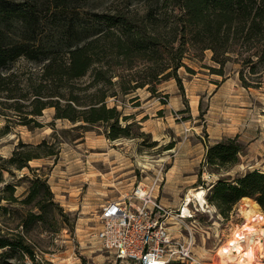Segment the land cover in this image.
<instances>
[{
    "label": "rangeland",
    "instance_id": "rangeland-1",
    "mask_svg": "<svg viewBox=\"0 0 264 264\" xmlns=\"http://www.w3.org/2000/svg\"><path fill=\"white\" fill-rule=\"evenodd\" d=\"M82 10L92 18L95 37L109 35L110 27L97 20V14H124L140 28L149 24L150 15L156 28L168 38L175 36L174 28L181 27V9L176 0H88ZM102 45L108 47L109 40L102 39ZM110 57L104 58L105 65ZM212 57L210 49L204 53L192 51L185 58L192 70L186 66L178 70L182 84L170 77L157 84L156 92L151 91V84L128 94L119 90L120 81L129 85L140 81L147 63L133 69L113 66L109 73L118 75L113 78L114 84L108 83L104 88L108 92L119 90V94L108 97V105H117L123 117L131 115L129 120L122 117L123 125L133 123V135L116 140L108 137L107 124L77 126L81 122L57 118L55 107L44 109L42 115L36 116L37 122L25 124L26 112L21 114L11 105L16 99L0 96V158H10L18 149L41 155L29 163L48 180L55 194L56 204L45 202V219L30 234L41 264H135L122 263L96 239L102 226L100 211L108 200L130 193L139 183L151 185L158 176L161 182L157 195L175 210L191 191L205 189L207 202L203 205L193 197L191 206L196 203L199 210L194 219L187 221L195 235L194 251L211 264L231 261L219 251L223 252L237 230L252 220L244 211L248 199H241L225 216L209 198L220 181H234L254 169L264 171V85H243L242 63L234 59L225 66L224 74L213 72L221 66ZM12 67L22 77L32 75L33 79L41 70L40 63L26 59ZM245 75L256 79L248 71ZM91 81L89 73L71 82L65 80V84L75 87L84 100L96 89L90 86ZM26 91L18 90L17 95ZM61 91L69 95L68 90ZM20 102L23 111L31 109L26 106L29 101ZM8 125L10 130L6 133ZM240 133L245 134L244 139H240ZM235 136L243 145L238 163L227 167L211 164L209 147ZM45 140L47 144L39 148L38 144ZM48 152L54 154L47 155ZM9 165L13 174L6 172L7 182L17 184L16 194L23 198L31 185L24 176L32 178V171L29 167ZM254 223L256 228H264V220ZM17 224L18 221L10 226ZM174 231L179 239L189 234L183 225L175 226ZM29 264L33 262L29 260Z\"/></svg>",
    "mask_w": 264,
    "mask_h": 264
},
{
    "label": "trees",
    "instance_id": "trees-1",
    "mask_svg": "<svg viewBox=\"0 0 264 264\" xmlns=\"http://www.w3.org/2000/svg\"><path fill=\"white\" fill-rule=\"evenodd\" d=\"M176 1L181 9V27L174 28L175 36L168 38L156 28L152 16L149 15V24L140 28L127 15L119 13L97 14L98 19L95 18L110 27L109 35L95 37L92 18L88 11L82 10L88 6V0H0V96L16 99L11 105L21 114L26 112L25 124L37 122L36 116L42 115L44 109L55 107L57 118L81 122L77 126L107 124L108 137L116 140L131 137L133 123L122 124V111L117 105L110 107L108 97L117 96L119 90L128 94L149 84L151 91L156 92L157 84L170 77H176L182 84L178 70L182 66L192 70L185 62L192 51L212 50V59L221 66L213 72L220 74L234 59L242 63L243 85H264V0ZM104 38L109 40L108 47L102 45ZM108 56L112 57L105 65L103 60ZM21 59L40 63L37 79L32 75L22 77L20 71L13 69ZM142 63H147V68L140 81L134 85L120 81L121 89L105 90L118 75L109 73L113 66L133 69ZM246 71L256 79H248ZM89 73L90 86L96 89L83 100L65 80L71 82ZM63 88L69 95L61 91ZM21 89L27 91L18 96ZM23 99L29 101L28 111L22 109ZM130 118L131 115L123 117ZM9 128L8 125L4 132H9ZM46 144L45 140L38 147ZM242 148L239 136L223 139L209 147L208 161L219 167L234 165ZM22 150H16L10 158H0V264H29V260L41 264L30 234L45 219V202L56 204L48 180L29 163L41 155ZM9 164L32 171V178L24 176L31 185L23 198L16 194L17 184L7 182L6 172L13 174ZM243 197L256 199L264 209L263 170L247 171L234 181H220L209 199L228 216ZM17 221L16 227L10 226Z\"/></svg>",
    "mask_w": 264,
    "mask_h": 264
},
{
    "label": "built area",
    "instance_id": "built-area-1",
    "mask_svg": "<svg viewBox=\"0 0 264 264\" xmlns=\"http://www.w3.org/2000/svg\"><path fill=\"white\" fill-rule=\"evenodd\" d=\"M160 182L158 176L151 185L139 183L130 193L108 200L100 211L102 226L95 234L96 239L104 249L115 253L122 263L211 264L194 251L195 235L187 222L195 218L199 207L196 203L191 206L192 201L188 199L179 209L167 207L157 195ZM180 225L189 232L187 237L181 239L176 237L174 231L175 226ZM246 233L240 232L237 237L234 236L227 247L235 249L234 245L238 243L246 246L251 242L246 238ZM261 236L264 240V234ZM237 258L238 261L242 259L240 256ZM243 264H264V257Z\"/></svg>",
    "mask_w": 264,
    "mask_h": 264
},
{
    "label": "bare ground",
    "instance_id": "bare-ground-1",
    "mask_svg": "<svg viewBox=\"0 0 264 264\" xmlns=\"http://www.w3.org/2000/svg\"><path fill=\"white\" fill-rule=\"evenodd\" d=\"M205 194H206L205 189L197 190L194 192L191 191V193L188 194L189 197L187 198L189 201H192L194 197L195 199L199 200L204 205L207 202L205 198ZM245 199H248V200L245 203L244 211L252 220L247 222L244 226H241L237 230L235 236L237 237L240 234V232H244V233L247 232L246 238H248V240H250L251 242L248 243L246 246H243L241 243H238L237 245H234L235 249H231L230 247H227L224 249L222 248L223 252H221L222 250L220 249L221 251H219V254L221 255L222 253L221 256H224V258L231 259L229 263L227 262L225 263V261H223L220 264H243L246 261H252L253 259H257V258L260 259L261 257H264V250H263L264 240H263V237L261 236L264 234V228H261V229L255 228L253 224L257 220L258 222H261L262 220H264V213L261 211L260 209L261 206L257 201L249 197H245ZM250 231L252 232L250 235H248ZM259 238L260 240L257 241V239ZM221 256L220 258H222ZM237 256H240L242 259L238 261Z\"/></svg>",
    "mask_w": 264,
    "mask_h": 264
},
{
    "label": "crops",
    "instance_id": "crops-1",
    "mask_svg": "<svg viewBox=\"0 0 264 264\" xmlns=\"http://www.w3.org/2000/svg\"><path fill=\"white\" fill-rule=\"evenodd\" d=\"M236 135H238V134H236ZM244 137H245V134H241L240 133V139H244ZM218 138H220V137H218ZM111 200V199H110ZM162 201L164 202V198H162ZM173 204H177L176 202H174Z\"/></svg>",
    "mask_w": 264,
    "mask_h": 264
}]
</instances>
